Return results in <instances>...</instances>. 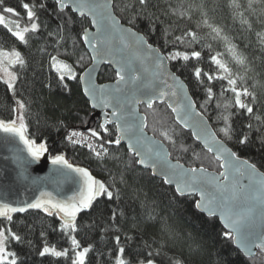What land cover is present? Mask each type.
<instances>
[{
    "label": "snow or ice",
    "instance_id": "1",
    "mask_svg": "<svg viewBox=\"0 0 264 264\" xmlns=\"http://www.w3.org/2000/svg\"><path fill=\"white\" fill-rule=\"evenodd\" d=\"M59 21L57 30L54 33L49 32V36L56 35L64 43V56L71 59L76 53L77 43L87 45L92 52L91 60L94 62L108 61L110 58L119 56L116 60L117 82L115 87L107 85H96L94 82V72L96 64L88 68L84 73L89 86L85 87L84 93L92 100V107L96 108L101 105L105 109L111 108V119L105 111V119L97 128H90L89 140L99 141V151L88 143L87 147L93 151L97 159L108 156L107 145L121 144L122 139H127L128 149L134 159L132 164H139L145 168L151 169V175H159L163 183L175 184V192L181 196L199 194L200 202L196 207L206 211L210 216H215L219 212L220 217L224 220L225 227L229 231L224 233L225 238L235 240L246 256H254L253 249H259L264 252V174L259 173L255 164H249L247 160H241L235 152L226 148L223 141L217 139V133L212 130L207 119L208 105H213V110L217 111L216 121L222 122L223 126L218 131L228 140L235 138L239 145H247L251 142V133L253 131L260 133L259 139L264 143V83L249 85L251 79L247 73L251 71L248 66L247 58L239 53L229 40L228 36L223 33V29L217 24L210 22V12H215V6H210L207 0H132L130 4L125 5V9H135L129 23H135L136 18L148 22L149 30L155 33L158 26H162L164 21L161 17L193 21V17L198 16L195 21V28H206L208 40L222 41L226 48L227 54L230 55L232 62L243 69V72L233 71L222 57L224 53L212 51L211 43L201 44V37L196 30L185 28L181 35H176L172 43L175 45L187 44L191 51H169L167 54L161 52L159 48L149 44L144 36L131 28L121 29L119 22L115 17L114 7L111 0H54ZM254 5H261L259 9ZM24 15L14 7L8 6L6 0H0V27L6 29L12 38H15L21 45H29V39L32 35L42 34L41 23L38 21V11H47L48 3L46 0H29L21 4ZM228 7L232 10L233 18L239 17L241 24L246 26V30L253 31V22L245 18V11L250 16H255L256 21L264 25V0H247L246 6L241 0H228ZM65 10H70V14L63 15ZM72 12L78 13L80 18L91 17V25L96 31L91 32L85 27L77 33L78 41H74L71 50L67 47L63 31H72L74 23H80L81 20L74 18ZM51 14V13H50ZM11 17V18H9ZM23 21V24H22ZM11 25V26H10ZM168 34V28L163 29ZM113 34L119 35L120 47L117 48L111 40ZM256 39L260 45H264V30L255 32ZM200 45L201 50H196L195 45ZM62 45L57 42V49ZM209 51V60L214 66L212 71H204L201 67L193 65V75L198 87L203 88L205 92V101L201 105L204 110H197L196 102L183 92L184 85L179 83L178 78L174 75L171 79L177 81V87L168 84V80L162 79L161 83L168 85L169 90L153 88L151 84H145L144 78L134 67L135 61L143 63L145 59H150L157 70L167 68L168 61L182 60L187 63L190 60L201 62L204 57L203 49ZM130 49H143L144 56L135 55V57H125L123 53ZM5 60L7 63H5ZM84 56H79L75 63L82 64ZM19 65L20 69H26L28 63L20 51L0 50V81L6 85V89L11 93L14 99L15 107L12 112L14 118L8 120L0 119V133H4L5 142L9 139H18L24 145L28 156L31 160L21 161L17 155V160L22 163H33L41 160L44 153L48 152L46 142L37 144V141L30 139L28 136V124L25 120V112L28 105L22 99H18V85L20 74L9 71V68ZM49 67L54 69L58 83L67 88L63 82L65 79L77 80V72L72 63L58 59L57 56L49 54ZM140 82V83H137ZM123 85L124 87H121ZM218 85V93L213 88ZM22 87V85H21ZM132 92L130 99L126 89ZM230 94V95H228ZM181 97L179 100H172L167 103V107L176 114V121L182 124L184 128L192 129V135L197 141H202L209 152L216 155V159H224L221 167L225 172L220 173L223 178L219 180L215 177H205L198 173H205L204 168L184 169V166L176 163L171 164L169 161L170 153L162 148L164 141H155L145 135L144 130L148 127L147 117H140L138 125L130 122V117L134 116L133 111H126L130 103H146L149 109L153 108L156 101L161 104L166 103L171 98ZM142 96H147L144 100ZM99 101V103H97ZM240 121V128L237 129L235 122ZM114 124L120 135L113 140L111 138L108 125ZM155 132L156 129L154 128ZM174 129L161 131V136L170 144L176 141L169 132ZM239 132V135L236 133ZM80 137L81 139H76ZM84 138V133L72 131L67 135V141L73 146L80 144ZM163 160L164 165L161 167L158 161ZM51 163L54 166H60L56 170V176L53 182L59 184L71 182L77 185L76 191L72 195L61 196L59 193L53 195L51 192H42L39 198L32 201H21L15 206L7 201H0V264H21L18 252L12 250V245L30 244L26 240L25 232L20 234L21 228L30 230V226L23 224L18 214L28 213L30 210L43 213L46 217L56 218L58 224L52 227V231H59L67 242H70V248L62 247L57 250L55 246L47 243V232L41 231L40 235L44 237L45 243L38 255L41 257H54L61 259L65 264H87L88 254L92 251L91 246L82 247L80 240L75 235L80 231L81 223L79 217L81 213L90 211L93 205L101 197L107 200L120 198V189L116 187V177H112V183L106 184L97 179L91 171L84 167L74 166L69 163L65 155L58 154L51 157ZM131 167V165H128ZM229 170H234L239 176L246 173L249 176L250 183L243 186L236 175L230 178ZM258 177V178H257ZM120 182L124 183L123 175L120 176ZM209 185L214 191L209 190ZM259 206V212L257 211ZM123 217V213H119ZM15 216V219H14ZM149 219L155 217L149 215ZM259 219V226H258ZM110 220L115 231L119 232L120 227L116 224L117 212L114 209ZM16 227L17 230H13ZM111 230L106 228L105 231ZM159 234L161 239L154 241L155 248L151 243H145L146 252L138 253L134 260L129 259L131 253L126 255L124 246H121V236L114 237L116 247L115 264H195V261L185 257L181 259L176 256H169L171 251L169 243H175L177 237L173 230L166 222L159 225ZM125 241L133 240L130 235H124ZM187 247L189 254H193L198 247L197 242L192 237H187ZM143 256V259L140 258Z\"/></svg>",
    "mask_w": 264,
    "mask_h": 264
},
{
    "label": "trees",
    "instance_id": "2",
    "mask_svg": "<svg viewBox=\"0 0 264 264\" xmlns=\"http://www.w3.org/2000/svg\"><path fill=\"white\" fill-rule=\"evenodd\" d=\"M29 0H6L8 6L14 7L24 15L21 7L22 3ZM132 0H114V10L122 23L142 33L152 45L158 47L163 53L169 51H191L184 45H175L172 43L176 35H181L183 29L191 28L196 30L201 37V44L211 43L212 51L224 53L222 59L229 63L233 71L243 72V69L236 66L222 41H212L207 39L208 29L195 28V21L198 16L193 17V21L171 19L161 17L164 21L162 26H158L155 33L149 30L148 22L139 17L135 23H129L132 17L133 9H125V5L130 4ZM177 0H173L176 3ZM48 3L47 11H38L41 23L42 34L37 33L29 39V45H21L15 38H12L6 29L0 27V50L20 51L24 55L28 67L20 69L19 65L13 66V72L20 74L17 82L18 99H22L28 105L25 112V120L28 124V136L37 141V144L46 142L51 156L63 154L68 161L76 166L87 168L93 176L106 184H111L112 177H116V187L120 189V198L115 196L113 200H107L101 197L93 205L90 211L81 213L79 222L80 231L75 235L80 240L82 247L91 246L92 251L88 254L87 264H115L116 245L114 237L121 236V246L125 247L126 255L131 253L129 259L134 260L138 253L147 251L145 243H151L155 248L154 241L161 239L159 234V225L166 222L175 233L177 239L175 243L170 242L171 251L169 256H176L181 259L188 257L195 261V264H264V252L259 251L253 259H247L239 251L233 240L225 238L227 232L217 218H210L199 212L196 207V197H182L175 192L173 187L163 183L151 175L149 171L133 165L132 161L136 159L123 145H107L108 156L97 159L94 152L87 148H81L70 144L66 137L72 131H80L90 122L93 114L90 104L85 98L80 83L81 74L92 64L91 57L85 45L77 43L76 53L71 59L64 56L65 41L59 40L56 35L49 36L48 33L55 34L57 24V10L54 0H46ZM210 6H215L216 11L210 12V22L217 24L223 29V33L235 45L237 51L247 58L248 66L251 69L247 75L249 85L264 83V45H260L256 39L255 32L264 30V25L256 21L255 16H250L245 11V18L253 22V31L246 30V26L241 24L240 18H233L232 10L228 7V0H207ZM246 6L247 0H241ZM257 9L261 5H254ZM51 13V14H50ZM70 14V10H65L63 15ZM74 18L81 20L80 23L72 25V31H63L67 47L71 50L73 42L78 41V32L83 28H91L88 19L80 18L71 13ZM11 18V17H9ZM23 24V21H22ZM11 26V25H10ZM168 28V34L164 32ZM62 45L57 49V42ZM196 50H201L200 45H195ZM49 54L57 56L58 59L72 63L77 72V80L65 79L67 84L64 88L58 83V77L54 69L49 67ZM84 56L82 64H77L79 56ZM204 59L201 62L190 60L185 63L182 60L169 61L171 68L188 85L189 90L200 111H204L201 105L205 101V92L202 86L198 87L193 75V65H197L204 71H212L214 66L209 60V51L203 49ZM117 80L116 73L110 67H104L99 77V83H109ZM22 85V87H21ZM218 93V85L213 88ZM230 95V94H228ZM15 107L14 99L11 93L6 89V85L0 81V119L8 120L14 118L12 109ZM141 111L147 117V131L156 138L164 141L168 146L172 159L181 162L192 168H205L214 172L221 173V163L217 161L209 152L203 149L193 138L192 134L182 129L176 122L173 113L166 105L154 104L152 109L141 106ZM264 111V109H262ZM217 111L213 110V105H208L206 113L213 129L227 143L237 156L245 158L252 164H255L264 173V143L259 139L260 133L253 131L251 133V142L247 145H239L235 138L228 140L218 131L222 127V122L216 121ZM101 121L92 122L90 128H97ZM240 128V121L237 120L234 125ZM111 137L117 136L115 126L108 127ZM156 129L154 132L153 129ZM174 129L169 132L176 143L170 144L161 136V131ZM264 132V129L261 130ZM89 134V132H88ZM90 135V134H89ZM239 135V132L236 133ZM99 145V141L94 140ZM99 148V147H98ZM100 150V149H99ZM98 150V151H99ZM131 165V167H128ZM123 175L124 183L120 182V176ZM117 212L116 224L120 231H115L110 220L113 210ZM123 213V217L119 213ZM23 224L30 226L21 228L20 234L27 232L26 240L30 244L12 245V250L18 252L21 264H65L61 259L54 257H41L39 251L45 243L44 237L40 235L41 231L47 232V243L55 246L57 250L62 247L70 248V242L57 231H52L58 221L56 218L46 217L43 213L30 210L28 213L18 214ZM149 215L155 217L149 219ZM15 219V216H14ZM106 228L111 230L105 231ZM13 230H17L16 227ZM133 237L131 241H125L124 235ZM192 237L198 247L195 253L189 254L187 247V237ZM143 259V256L140 255Z\"/></svg>",
    "mask_w": 264,
    "mask_h": 264
},
{
    "label": "water",
    "instance_id": "3",
    "mask_svg": "<svg viewBox=\"0 0 264 264\" xmlns=\"http://www.w3.org/2000/svg\"><path fill=\"white\" fill-rule=\"evenodd\" d=\"M111 3L113 4V7H114V0H111ZM73 13L79 17L78 13H75V12H73ZM113 14L117 18V20L119 22V27L121 29L131 28L128 25L122 23L121 19L115 13V10H114ZM85 18L88 19L91 23V17L86 16ZM131 29L135 32H138L140 35L144 36L139 31H137L133 28H131ZM89 30L91 32L96 31L95 27H93L92 25H91V28H89ZM145 39L149 43V41L146 37H145ZM111 40H112V43L117 48L120 47L118 34H113L111 36ZM149 44H151V43H149ZM85 47H86V49H87V51L91 57V55H92L91 49L87 45H85ZM153 47L158 48L154 45H153ZM137 54L140 56H144L145 51L143 49H139V50L130 49V50H126L123 53V55L125 57H133V58ZM110 59H111V62H108V61L94 62V61H92V64L88 67V68H91V67H93L94 63L96 64V68H95V72H94V82L96 85H107L110 87L116 86L117 80L109 82V83H99V77H100L101 71L104 67H110L116 73V69H117L116 60L119 59V56H116V57H113ZM134 67L138 70V73L143 76L144 83L145 84H151V86L153 88H159V89H164V90L170 91V89H168V85L161 83L162 79L168 80V84L173 85V87H177V81H174L171 79V76L174 75L175 77L178 78L179 83H182L185 86L183 89V92H186L187 95L190 96L192 100H194L187 83L179 75H177V73H175L173 71L169 61L167 62V68L163 69V70H157L150 59H145L143 61V63H141L140 61H135ZM87 69L81 74L80 83L82 86L83 94H84L85 98L87 99L88 103L90 104V108L92 109L93 114L91 117V122L85 128L81 129L82 132H88L87 130L90 129L92 122H96V121L100 120L101 123H103V121L105 119V115H104L105 111L108 112V114H109L108 118L111 119V111H112L111 108L105 109L103 107V105L96 107V108L92 107V100L87 95H85V93H84L85 87L89 86L87 79L84 76V73L87 71ZM137 83H140V82H137ZM121 87H124V86L121 85ZM125 91H126L127 95L129 96V98L131 99L132 98V92H131L130 88L126 89ZM142 98L144 100H146L147 96H142ZM179 99H181V97L178 95V97H176V98H171L170 100H167L166 103H164V104H161L159 101H156L155 104L167 106V103L172 102V100H179ZM97 103H99V101H97ZM141 106L147 107V104L142 102V103H138V104L130 103L128 105V108L126 109V111H133L135 113L134 116L130 117L131 123L138 125L140 123L139 118L146 116L141 111ZM196 106H197V104H196ZM168 109L172 112V110L170 108H168ZM197 110H199L198 107H197ZM173 116L175 118L176 114L173 113ZM208 121H209V119H208ZM177 124L182 129H184L185 131L192 134V129L184 128L182 126V124H180L179 122H177ZM209 124L211 125L210 121H209ZM111 126H115V125L114 124L108 125V127H111ZM211 127H212V125H211ZM212 130L215 131L213 129V127H212ZM116 132H117V136L120 135V133L117 131V129H116ZM144 132H145V135L147 137L154 138L155 141H162V140L156 138L154 135L150 134L147 131V128L144 130ZM4 137H5V134L0 133V201H7V202L12 203L15 206L16 204H19L21 201H25V200L32 201L36 198H39L40 194L42 192H51V193H53V195H56L57 193H59L61 196H68V195H72L76 191L77 185H74L71 182H66V183H62L59 185L57 183L53 182L54 178L60 179L59 177L56 176V170L60 166L52 165V163H51V157L52 156L50 155L49 151L47 153H44V155L41 157V160L38 162L22 163V162L17 160V155H19L21 157V161H23V160L30 161L31 160V157L28 156V153H27L26 149L24 148V145L22 143H20L18 141V139H9L8 142H5ZM193 138L199 145H201L203 147L204 150L209 152L207 150V148L204 146L202 141H197L194 136H193ZM217 139L221 140L218 135H217ZM223 143H224L226 148H228L232 152H234L232 150V148L227 143H225L224 141H223ZM120 145L125 146L127 151L129 152L127 139H122ZM162 148L165 151H167L168 153H170L168 146L164 142H163ZM209 153L213 157L216 158V155L214 153H212V152H209ZM136 159H138V158H136ZM240 159L246 160L245 158H242V157H240ZM169 161L171 164L179 163V164L183 165L185 170L192 168V167H188L185 164H182L179 161L172 159L171 153H170ZM217 161H219L221 164L224 163L223 158L220 160H217ZM158 164L161 167L165 166L163 160L158 161ZM249 164H252V163L249 162ZM74 166H76V165H74ZM78 167H81V166H78ZM138 167L143 169V170L149 171L151 173L150 168H145L144 166L139 165V164H138ZM196 168H198V167H196ZM221 168H222L221 173L225 172V168L224 167H221ZM256 169L258 170L259 173L264 174L258 167H256ZM205 170H206L205 173H198V175L209 177V178L215 177L219 180L223 179L220 176V173L214 172V171H211L208 169H205ZM229 174H230V178L232 175H236L237 178L240 180L241 185H243V186H247L250 183V179H249V176L247 173L243 176H239V174L235 173L234 170H229ZM153 177L162 180V178L159 175L153 176ZM166 185L173 187L175 189V184H172V185L166 184ZM208 187H209V190H211V191L215 190L214 188L211 187V185H209ZM182 197H196L197 202H200V197H199L198 193L195 195H184ZM198 210H199V212L203 213L207 217L217 218L219 220V222L221 223V225L224 227V229L226 231H229V229H227L225 227L224 220L220 217L219 212H217V214L215 216H210L206 211H203L201 209H198ZM257 211L259 212V206H258ZM258 226H259V219H258ZM233 242H234L235 247L239 251H241V253L247 259L255 258L257 256L258 252L260 251L259 249L254 248L253 252L255 253V255L249 257V256H246L245 253L240 248L237 247L234 239H233Z\"/></svg>",
    "mask_w": 264,
    "mask_h": 264
},
{
    "label": "built area",
    "instance_id": "4",
    "mask_svg": "<svg viewBox=\"0 0 264 264\" xmlns=\"http://www.w3.org/2000/svg\"><path fill=\"white\" fill-rule=\"evenodd\" d=\"M78 132H81V131H78ZM76 139H81V138L80 137H77ZM89 142L92 143L93 147L96 148L97 151L99 150V148H98L96 142L94 141V139L89 140V135L86 134V133H84V138H83L82 142L80 144H77V146H79L81 148H87V149H89L87 147V144Z\"/></svg>",
    "mask_w": 264,
    "mask_h": 264
},
{
    "label": "rangeland",
    "instance_id": "5",
    "mask_svg": "<svg viewBox=\"0 0 264 264\" xmlns=\"http://www.w3.org/2000/svg\"><path fill=\"white\" fill-rule=\"evenodd\" d=\"M5 63H7V61L5 60ZM9 71H13V66L9 68ZM0 75H2V73H0ZM84 133V132H83ZM89 135V134H88ZM97 144V143H96Z\"/></svg>",
    "mask_w": 264,
    "mask_h": 264
}]
</instances>
